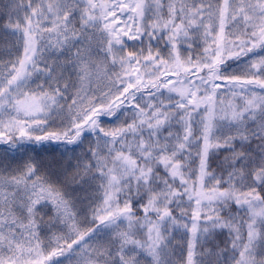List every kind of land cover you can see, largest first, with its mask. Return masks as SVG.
I'll list each match as a JSON object with an SVG mask.
<instances>
[{"label": "snow or ice", "instance_id": "1", "mask_svg": "<svg viewBox=\"0 0 264 264\" xmlns=\"http://www.w3.org/2000/svg\"><path fill=\"white\" fill-rule=\"evenodd\" d=\"M0 264H264V0H0Z\"/></svg>", "mask_w": 264, "mask_h": 264}]
</instances>
